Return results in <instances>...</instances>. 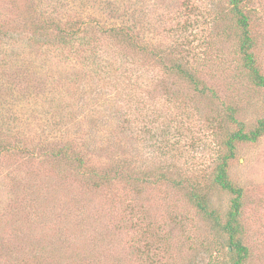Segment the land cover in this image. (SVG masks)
<instances>
[{"label":"rangeland","instance_id":"obj_1","mask_svg":"<svg viewBox=\"0 0 264 264\" xmlns=\"http://www.w3.org/2000/svg\"><path fill=\"white\" fill-rule=\"evenodd\" d=\"M243 5L264 73V0ZM41 14L92 25L65 45ZM236 21L229 0H0V130L12 138L0 147V264H233L210 214L225 222L232 195L214 170L237 128L229 107L248 128L264 116ZM45 139H68L107 177L57 163ZM229 174L243 188V264H264V136L237 144Z\"/></svg>","mask_w":264,"mask_h":264},{"label":"trees","instance_id":"obj_2","mask_svg":"<svg viewBox=\"0 0 264 264\" xmlns=\"http://www.w3.org/2000/svg\"><path fill=\"white\" fill-rule=\"evenodd\" d=\"M37 1V0H36ZM231 3L232 11L235 14L237 18V25L242 29V32L240 34V44H239V53L241 54L242 59V66L244 67V70L246 71V74L248 75V78L252 81V83L260 88L264 89V73L261 71L257 58L254 52L255 48V40L250 32V18L249 15L245 11V7L243 5V0H229ZM39 6V4H37ZM35 11L37 10L34 9ZM40 21V24L44 25L48 23L47 29L45 26L43 27L45 32L51 28L54 24L55 19L52 18L49 19L47 16H44L43 14L40 15L38 18ZM37 24V20L35 21ZM57 27V35L56 38L60 42H64L65 45L69 42H72V40L75 39V36L81 33H85L87 37V31L90 27H86L88 25H92V23L89 21L87 22L84 27H81L77 23L72 24L71 26L66 27V23L63 25L61 22H56ZM108 31H110L111 35L117 38H121L123 41L125 40L127 43L132 44H139V41L136 37L131 35V31L121 25H114L111 27H107ZM139 46V45H138ZM143 46V45H142ZM141 47V46H140ZM71 47H67V49H63L65 52L70 53ZM73 49V48H72ZM142 52L146 53V48H142ZM149 51V50H148ZM160 56V55H158ZM171 68V67H170ZM173 68V67H172ZM21 67H15L13 70H19ZM176 69L180 72H182L187 78L191 80V83L194 85L196 89H200L201 86L203 87L201 91L204 93H207V89L212 91L213 94H216V91L209 87L208 85L202 83L199 81V79L192 74V70L186 69L185 66L181 64H176ZM14 75V74H13ZM20 74H15L14 76H18ZM203 84V85H201ZM29 88L32 89L34 85L31 84ZM237 109L234 107H229V113L227 120L230 123H233L237 126L235 130H232L226 134V138L223 140L222 144L225 147V153L220 154L218 151V159L220 158V161L215 167L214 172V181L215 183L220 186L222 189L228 191L231 193V205L230 209L227 212V216L225 219V222H222L218 215L215 214V211L213 210L211 213L207 208L206 200L200 197L196 192L192 191V199L195 200L200 210L206 214H211V217L215 218L217 224L222 227L224 232L228 233L229 235V242H231V245L233 248H235L236 255L234 257L233 264H243L244 258L248 254V248L246 245H244L240 239V237H237V235L240 232L241 228V221H240V215H241V208H242V197H243V188L237 183H235L229 174V162L231 159H233L236 155V148L237 144L239 142H255L258 141L262 136H264V116L259 118L256 126L254 128H248L247 124L241 120L236 115ZM225 126V125H224ZM225 128V127H223ZM4 129L0 130V147L3 148H9V142L12 141V138L9 135H4ZM45 143L50 146V152L53 156L52 158L55 159V161H68L72 164H75V166L80 169L82 172L84 169H86V174H95L96 177H107L104 172H101L99 170H96L93 167H88V163L84 157V153H82V150H78L75 147L72 146V144L67 140H64L62 143L55 142L54 140H44ZM13 143V142H12ZM13 145V144H12ZM126 163L117 166V172L118 174L121 173V169L125 168ZM129 166V165H128ZM84 173V172H83ZM162 176L166 177V175L163 173ZM140 180L139 176H137ZM168 178V177H167ZM170 181L177 183L179 185L182 184V181H177L171 178H168Z\"/></svg>","mask_w":264,"mask_h":264}]
</instances>
